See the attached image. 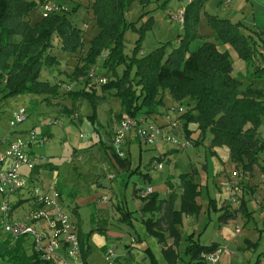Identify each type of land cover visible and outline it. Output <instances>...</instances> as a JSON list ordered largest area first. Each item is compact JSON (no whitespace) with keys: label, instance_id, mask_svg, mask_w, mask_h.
I'll use <instances>...</instances> for the list:
<instances>
[{"label":"trees","instance_id":"1","mask_svg":"<svg viewBox=\"0 0 264 264\" xmlns=\"http://www.w3.org/2000/svg\"><path fill=\"white\" fill-rule=\"evenodd\" d=\"M133 1L93 0L92 10L98 32L89 47L84 48L83 28L69 18V9L43 15L40 20L32 23L30 12L40 6L37 0H0V94L4 97L22 93L42 94L45 100L50 101L53 96L66 93L73 100L89 99L97 106L102 98L96 83H91L90 79L83 80L86 87L82 89L67 92L63 86L87 75L90 67L101 58V73L108 75V81L99 84V87L103 92L116 88L114 93L121 98L125 110V114L121 113L118 117L123 118L127 114L145 117L148 122L163 127V133L167 134L171 131L168 120L164 124L155 116L162 114L165 104L161 92L168 89L176 101L187 105V108L180 105L183 107L180 112L183 114L178 118L182 121L181 129L173 131L181 139L185 136L192 142L186 149L199 147L206 132L210 130L212 146H227L231 160L244 172H253L256 166L261 165L264 148L263 139L257 132L264 116V86H254L252 83L244 86L233 74L234 65L229 52L201 35L199 24L206 0H192L186 6L184 32L178 35V45L169 50L167 44L163 43L146 54L140 51L142 38L155 19L151 15L149 21L139 28L136 22H128L127 11ZM207 20L221 42L233 45L242 58L251 62V79L264 81V32L256 31L257 39L255 35L243 30L241 22L212 14L207 15ZM130 26L139 31L140 38L132 54H126L123 50L124 37ZM199 36L204 41L191 50V43ZM55 40L67 53L66 59L79 54L82 64L75 65L68 80L56 79L53 85L49 80H43L41 73L44 68L56 69L61 64L58 55L53 54ZM121 64L125 65L122 74L118 70ZM110 71L113 74H109ZM168 116L170 113L166 112L165 118ZM192 123L199 130L198 137L193 136L194 130L189 127ZM136 140L140 144L144 143L137 134ZM158 143L144 144L152 146ZM171 144L175 150L181 149ZM113 150L124 162L129 159L126 157L127 152L125 157H120L115 147ZM157 158L151 164L157 167L158 163L157 168H160L162 157ZM260 167L264 170L263 165ZM197 173L198 169H193L180 174V195L171 193L168 197L160 198L154 191L147 199H143L142 220L148 232L161 243L165 241L168 232L178 246L181 241L178 225L183 223L184 214L197 215L200 212ZM142 187H135L136 195ZM177 197L180 199L178 206L175 203ZM235 212L228 211L225 215L234 218ZM121 214L125 220L135 217V211L127 206L121 209ZM80 240L83 256L86 257L91 249L88 236L85 238L80 235ZM186 240L184 254L188 259L182 264H206L203 254L219 247L216 242L202 243L193 234L188 235ZM163 252L170 264H177L178 253L173 245ZM29 258L32 264H47L36 252ZM151 259L153 264H157L153 253Z\"/></svg>","mask_w":264,"mask_h":264},{"label":"rangeland","instance_id":"2","mask_svg":"<svg viewBox=\"0 0 264 264\" xmlns=\"http://www.w3.org/2000/svg\"><path fill=\"white\" fill-rule=\"evenodd\" d=\"M37 1L40 4V0ZM52 1L69 9V12L67 13L69 18L73 21L74 24L83 28L84 30V48H88L91 40L98 32V27L92 10L93 0ZM177 1L180 2V5L182 3L186 6L189 4V2L187 3L188 0H134L132 2L129 10L127 11V21L136 22L137 28L141 27V25H143L145 22H148L151 18V15H156V17L154 16L155 20L152 22L153 25L150 26V29L146 31L144 37L142 38V47L140 50L141 52H151L155 48L162 46L163 43H166L167 48L170 50L180 43L178 41V34H182L184 32L182 25L179 22L173 20L170 16L165 18L164 24H162V22L158 20L160 19V15H162L161 17L164 18L167 14V10L169 9H166V6L173 10L178 6ZM211 1L212 0H210V6H208L207 8L205 4L206 10H219L217 14L222 17L226 14L224 11L226 8L228 10L229 8L238 6L240 8L239 13L242 15V17L235 18V21L243 20L245 24V32L255 35L257 39L259 38L256 31L264 32V0H231V3L229 5L227 4L228 0H214L216 2L215 5L218 8L212 7ZM170 14L168 13V15ZM42 17L43 9L41 8V6L35 7L30 12V19L32 23H35ZM246 26L250 27V29ZM160 27L166 29L169 33H166V31L164 33L163 30H159ZM199 32L210 34L209 36L206 35V38H208V40L214 41L218 44L220 43V40L217 38L214 29L208 24L207 20L203 19V21L200 23ZM139 38L140 33L137 29H134L130 26V28L126 30L123 44V50L126 54H132V50L134 49V46ZM202 42V38L199 36V38L191 43L190 49H196ZM55 45L56 47H54L53 54L58 55V58L61 60L62 65L59 68L56 66V69L51 70L44 68L41 73V78L43 80H49L53 85L57 82V75L60 76L61 79L66 81L69 79L71 75L70 73H72L75 65L77 63L82 64V61L79 58V54H77V56L66 59L65 57L67 53L59 46L58 40H55ZM221 45L222 44H220L219 46ZM226 46L230 48L233 56L235 57H232V55L230 57L235 67L234 75L243 81L244 86H248V84L252 80L249 76V72L252 69L251 63V67H249L250 70H243V66L244 63H246V60L238 57L237 52L232 45L226 44ZM124 69L125 65L121 64L118 66L119 73L122 74ZM101 71L102 68H99V73H101ZM109 74L113 73L110 71ZM91 82L96 83L98 92L100 93V96L102 98L97 106H94L89 99L80 98L78 100H73V98L66 93H61L58 96H53L50 101L45 100V95L42 94L22 93L7 97H4L2 94H0V139H4L5 135L12 130L9 125V119L12 115V111L20 105H25L28 108V118L23 123L13 128V130H15V132L19 130H25L24 136H26V132L28 130H35L36 134L38 135V140L32 144L31 151L37 155H46L49 162L58 165L57 168L60 170V187L64 189V202L67 208H70L71 210V205L73 204L68 193H75L79 186L80 189L83 190L80 191V193H83L86 198L89 197L91 198V200L95 199L94 202L83 204L82 208L84 209L85 207V209L84 211H80L81 217L85 221L83 228L86 233L91 232V228H88L89 226L87 225H90L93 220V216L96 214V212H91L96 211L97 209L95 202H102L104 196H106L104 200L107 201L108 196L113 194L112 189L107 185V183L104 187L96 186L98 180L97 169L101 168L100 165L104 166V145H106V148H110V144L111 146L113 144V140L110 141V137L107 135L106 131L110 130L113 119L116 123V121L118 122V115H120L121 113L125 114L121 98L119 96H116L114 93L116 88L112 87L109 91L103 92L99 87V83L95 81ZM78 86L77 88H79ZM61 90H63V87H61ZM161 95L163 96L165 104L162 108V112L168 111L173 116V118H181V115L183 113H178L175 110V107L183 105L185 108H187L186 103L176 101L171 96L168 89L162 90ZM57 111L60 114L57 113ZM73 113L79 114L80 117H75V115H73L72 118L69 117V114ZM57 118H59V123H53ZM180 122L182 123V121ZM189 127L194 130L193 136L198 137L199 130L196 124L192 123ZM257 132L264 142V116L262 117L257 127ZM43 133L45 134L43 135ZM47 135L49 136L48 140H43L44 136L46 137ZM13 137H15V134L13 135ZM211 139L212 134L211 131L208 130L206 132V136L202 140V143L199 145V147L196 146L198 147V149L194 151L192 160L195 163L201 165V168L204 171L207 170V172L213 175L214 171L220 168V165L224 167H227L228 165L232 166V162L229 154V148L227 146H212ZM163 143L164 147H166V150H171L174 148V145H172L171 143ZM132 148L135 153L139 152L141 149L144 152L151 150V146L144 143L139 144L138 142H135ZM214 148H217L219 152L216 157H214V154H212V150H214ZM178 150H182L179 152L180 156L188 159V157H186L188 150H185L183 148ZM131 157L133 158L132 160L134 162V168L138 165V158L137 155H134V153H131ZM260 162L264 166V148L262 151V159ZM177 164V167L183 165L180 160ZM205 164L207 165V167L205 166ZM216 164H218L219 167ZM96 165H98V168L96 167ZM162 165L163 164L161 163L160 166L162 167ZM145 166L146 164L142 165V168H144ZM177 167L171 166L169 164L164 165V168H162L163 171L160 176L165 177L168 174L169 170L174 171L175 174V170ZM22 171L24 174L29 175L30 169L24 167ZM257 171L258 173H260L264 170L261 168L260 171V169L257 168ZM113 177L114 176H112V178ZM144 178L145 177L141 172L130 171L119 173L118 175L117 179H120L125 183L123 182L124 184L122 185L118 182L119 180H116V183L121 186L120 188L123 189L124 187V189H126V199L129 200V204L131 206H133L131 200L133 199V192L135 187H137L138 184H142V186L146 185ZM224 178L225 179H221V181L219 182L220 184L224 182H228L231 184V181L233 180L231 176L230 178L227 177L228 179H226V177ZM68 182H70L69 189L66 188V186H68ZM228 187L230 188V186ZM119 192L121 194L123 193V191L120 189ZM22 193H24V195L28 197V193H26L25 191H22ZM222 203V201L219 202V210L211 209V212L207 215H205L204 213L201 214L203 215L202 219H200V222L202 221L203 223V225L201 226V230H206L205 236L210 232H216L217 228L220 226L218 224V216L222 214L223 211L226 212L228 210L223 207ZM28 204V201H24L18 210L24 212V208H26ZM206 208L207 206L205 205V211ZM230 209H232V207ZM109 210L114 212V214L116 213V211L118 212L116 207L113 205L110 206ZM109 210V218L111 216L110 224L116 225V227L119 228L118 223L114 220L116 219V216L111 215V212ZM239 212L243 214L244 211L240 210ZM252 216L253 217L251 219H248L246 218V216L243 217L242 215H238L237 219H230V225L233 226V228L237 223H239L241 227L242 232L237 234V237L242 239L254 238V240L258 242V244H256L252 249L246 247L241 250L234 249L237 253V256L235 257H239L240 260L246 259V261L248 262L250 261L251 257L254 256V258H256L259 253L264 252V222L263 220L261 221L262 214L260 213V211L257 212L255 210V212L253 211ZM134 222L138 226H141V229L139 231H136L135 227L131 226V230H128L129 233H127V237L125 238L110 237L109 235H107L106 230L98 231L100 235L103 234L102 236L107 239L108 245L99 246V244L96 245L92 243L93 248L91 253H89L88 255V263L110 264L106 256V252L116 247V257L112 260V264H126V262L132 264H150L152 262V259L151 257H148V253L145 250L146 247L150 246V248L156 254L159 264H167L164 261L162 243L156 236L150 235L147 232L148 230L146 231L147 226L143 221H141L140 216L137 215L134 218ZM257 223H259V228L261 229L258 232L255 228ZM127 226H129L128 223L126 224V227ZM186 228H188V223L185 220L182 230V247H184L183 243H185V237H187L190 232H187ZM249 230L253 233H249ZM130 233L132 235H130ZM138 233L140 234V237H138ZM259 235L260 239H258ZM133 239H136L135 242H131ZM202 240L204 241L205 238H203ZM130 242L132 244L131 250H133L134 253H129L128 257H124L127 252L126 246L130 244ZM244 264H246V262Z\"/></svg>","mask_w":264,"mask_h":264},{"label":"crops","instance_id":"3","mask_svg":"<svg viewBox=\"0 0 264 264\" xmlns=\"http://www.w3.org/2000/svg\"><path fill=\"white\" fill-rule=\"evenodd\" d=\"M177 3H178L177 4L178 6L176 8H174L173 10L166 6V9H169V10H167V14L165 15V17L162 18L161 17L162 15H160L159 16L160 19L157 18L159 21L162 22V24H164L165 18H167L169 16L171 17L172 13H175L177 10H179L180 8H182L184 6L186 8V5H184L183 3L181 5H180L179 1H177ZM230 3H231V0H228L227 4L229 5ZM205 4H206V8L208 6H210V0H206ZM205 4H204V8L202 9V12H201L200 23L203 21V19L207 20V15H209V14L220 16L217 14V12H219V10H210L211 11L210 12V11L206 10ZM215 4H216V2L214 0H212L211 1L212 7H217ZM171 11H172V13H171ZM224 11L226 14H225V16H222V17L228 18L234 22L243 23L242 25H244V26H242V28L244 30L245 24H244L243 20L235 21V18L242 17V15L239 13L240 8L238 6H235L233 8H229L228 10L226 8ZM168 13L169 14L171 13V14L168 15ZM154 16L156 17L155 14H154ZM207 22H208V20H207ZM247 28L250 29V27H247ZM159 30H163L164 33H165V31H166V33H169V32H167L166 29H164L162 27H160ZM199 30H200V24H199ZM201 35L206 37V35L209 36L210 34L201 33ZM84 36H85V34H84ZM263 38H264V35H263ZM206 39H208V38H206ZM202 41H204V38H202ZM260 42L263 43L262 41H260ZM220 44H222L220 46V48L222 50H227L229 52L230 57H231V55H232V57H234L230 48L226 46V44H229V43H223L220 41L219 45ZM229 45H231V44H229ZM59 46H60V44H59ZM233 48L236 50L238 57L242 58L239 55V52L237 51V49L234 46H233ZM142 53L146 54L147 52L142 51ZM242 59H244V58H242ZM245 62L246 63H244V66H243L244 69L243 70L247 69V71H248L249 67H251V65H250L251 62L248 60H246ZM97 63H98V68H101L102 59L99 58ZM77 64H80V63H77ZM61 65H62V63L60 65H58V67H61ZM234 70H235V67H234ZM234 70H233V74H234ZM252 70H253V66L249 72L250 78H251ZM98 72H99V69H98ZM60 78L61 77L57 75L56 79H60ZM242 83H243V81H242ZM251 83L254 86H260V87L264 86V81L261 79H255V80L252 79L249 84H251ZM78 85L77 86L79 88H77V86H76L74 90L82 89V88L86 87L84 82H81ZM57 113H59V112L57 111ZM161 113L162 114L157 115L155 117H157L158 121H161L162 123L166 124V122L168 120V118L167 119L165 118L166 111L161 112ZM167 113H168V111H167ZM73 115H75V117H78V118L80 117L79 114H77V113L69 114V117L72 118ZM170 116L173 117L171 114H170ZM58 119L59 118L54 120L53 123H55V122L59 123ZM117 119H118V122L116 121V123L113 119L110 130L106 131L107 135L110 137V141L113 140L114 133L116 131V128H118L120 126V122L122 120V117H117ZM24 132H25V130H19L16 132V134L21 135L23 137H26L28 131L26 132V136H24L25 135ZM44 134L45 133H43V135ZM46 137L48 140L49 136L47 135ZM1 140L2 139H0V141ZM135 142H138L136 140V134L134 131H131L128 133L127 140L125 141V150L127 152L126 157L129 158L125 162L123 160L119 159L114 154L113 144H112V146L110 144V148L109 147L106 148V145H104V159H103L104 166L100 165L101 168H98V165H96V167L98 168L97 169L98 170V172H97V179L98 180H97L96 186L104 187L107 183V185L112 189L113 194L108 196L107 201L104 200L106 197V196H104L102 202H99V203L95 202L97 209H96V211H91V212H93V213L96 212V214L93 216V220L90 223V225L89 224L87 225V226H89L88 228H91V230H90L91 232H88V233H86L84 231L83 226H84L85 221L81 217L80 211H84V209H85V207H84V209L82 208L83 204H86L88 202L89 203L94 202L95 199L91 200V198H89V197L86 198L85 195H83V193H80V191H83V190H81L80 186H79L78 189L75 191V193H73V192L68 193L73 204L71 205L72 206L71 210H70V208H67V206L65 205V202H64L65 201L64 192H63L64 189H62L60 187V182H59L60 170L57 168L58 167L57 164L51 163L47 160L46 164L44 163L41 166L35 168L34 170H32V171L30 170L29 175H26L24 173L23 174L26 175L27 178H29L31 187L38 186L39 184L48 183L51 181L53 176L56 175L57 181H58V188H59V191L62 195V200H63L64 206H65L66 210L70 213L73 220L75 221V223L78 227L79 236L82 235L85 238H87V236H88L89 244L91 246L89 253H91L92 248H93L92 243H94L96 245L99 244V246L100 245L101 246L102 245H108L107 239H105L104 236H102L103 234L100 235L98 233V231H105L106 230L107 235H109L110 237L125 238V237H127V233H129L128 230L129 229L131 230V226H134L136 231H139L141 229V226H138L134 222V218L138 215V216H140L141 221H143L142 220L143 213L141 211L143 206H144L143 199L139 196V193L136 195L135 189H134L133 199L131 200L133 203V206H131L129 204V200L126 199L127 198V196H126L127 194L125 191L126 189H124V187H123V189L120 188L121 186H119L116 183V180H119L118 182L122 185L125 183L124 181H123L124 182L123 183L122 180L117 179L119 173H125V172H130V171L131 172H138V171H136V169L138 168L137 170H139V172H141L142 175L145 177L144 179H145L146 185L151 184L154 187L155 192L159 194V197L165 198V197H168L169 195H171V193H177L180 195V193L182 191V188L180 186V183H181L180 174L182 172L191 171L193 169H198L196 180L200 184V186H199L200 194L197 196V202L201 205V210L197 215L184 214L183 223L178 225V228H179V231L181 234V241H180V244L178 246L174 244V239H172L169 236V233L166 232V239L164 242H162L163 251L168 246L173 245V248L175 249L176 253H178V256H176L177 264H182L184 262V260L186 261L188 259V257L184 254V249L187 245V240H186L187 237H185V239H184L185 243H183L184 247H182V240H183V231L182 230H183L184 221L186 220L188 223V228H186L187 229L186 231L187 232L190 231L188 235L193 234L194 238L199 239L202 243H205V244H210V243L216 242L219 244V247H221L223 245H227L229 249L234 251V253L233 252H223L221 254L219 260L217 261V264H237V263L238 264H244L245 262H246V264H264V252L259 253L256 258H254V256L251 257L249 262L246 261V259L240 260L239 257L238 258L235 257V256H237V253L235 251L236 249L241 250L244 247L252 249L253 247H255L256 244H258V242H256L254 240V238L242 239V238L237 237V234L242 232L239 223H237L235 225V227L233 228V226L230 225L231 216L225 215L228 211H234L235 212V210H236V212H235L236 216L234 217V219L235 218L237 219L238 215H242L243 217L246 216V218L251 219L253 217L252 216L253 211L255 212V210H256L257 212L260 211V213L262 214L261 221L263 220V222H264V173L263 172L258 173V171H257V168H259L261 171L260 166H262L263 164L256 166L255 169L253 170V172H244L241 167L237 166V164L231 160L232 166L228 165L227 167L226 166L224 167V166L220 165V168L218 170L216 169L214 171V174L212 175L211 173L207 172V170L204 171L201 168V165L195 163L192 160V155L194 154V151H196L198 149V147H193V148H188V149L185 148V150H188V153L186 155V157H188V159H186L185 157L180 156V154H179V152L182 150H175L174 148L171 150H166V147H164V145H163L164 144L163 142H165V141L159 142L156 145H152L151 150H149V151L144 152L141 149L137 153H135L133 148H132V146H133V144H135ZM31 147H32V145H31ZM76 153H77V150H76ZM131 153H134V155H137V158H138V162H137L138 165L135 166L134 168H133L134 162L132 160L133 158L131 157ZM218 153L219 152H218L217 148L216 149L214 148V150H212V154H214V157H216L218 155ZM229 154H230V152H229ZM157 157H162V160H160L161 162L159 161L160 163L163 164L161 168H157L155 166H152V164H151L152 161L154 162L158 159ZM179 160L182 162L183 165L177 167V165H178L177 163L179 162ZM47 164H48V166H46ZM144 164H146V166L144 168H142V165H144ZM166 164L177 167L175 170V174H174V171L169 170L168 174L165 177H161L160 175L163 171L162 168H164V165H166ZM216 165L219 167L218 164H216ZM206 167H207V165H206ZM234 171H238L239 174L235 179H233L231 181L232 188H228V186H226L224 184L222 185L219 183L221 181V179H225L224 177H226V179L230 178L231 174ZM112 176H114V177L112 178ZM67 184H68V186H66V188L69 189L70 188V182H68ZM140 186H142V184L141 185L138 184L137 187H140ZM119 189L123 191L122 194L119 192ZM22 191H25L26 193H28L27 194L28 197H26L24 195V193H22ZM22 191H19L12 196V203H13V215L12 216L14 217V219H24V217L34 207V204L32 203V199H31L29 189H25ZM218 196H219V199H218ZM24 201H28L29 204L26 208H24V212H21L18 209L23 204ZM220 201L223 202L222 203L223 207L226 208V210L227 209L228 210L226 212L223 211L222 214H220L218 216V221H219L218 224L220 226L217 228V231L216 232H214V231L210 232V233L206 234V236H205L206 230L205 231L201 230V226L203 225L202 221L200 222V219H202V217H203V215H201V214L204 213L205 215H207L208 213L211 212V209L219 210L218 205H219ZM232 202H234L235 204ZM175 203H176V206L180 205V199H178V197L176 198ZM112 205L115 206L116 209L118 210V212L116 211L115 214H114V212L109 210L110 206H112ZM205 205L207 206L206 211H205ZM126 206L130 210L135 211V217H133L131 220H125L122 217L121 209H123V207H126ZM231 207H232V209H230ZM235 207H236V209H235ZM108 210L111 212V215L116 216V219H114V220H115V222L118 223L120 229L118 227H116V225L110 224L111 216L109 218ZM240 210L244 211L243 214H241V212H239ZM195 220H197V221H195ZM244 222H245V220H244ZM127 223L129 224V226L126 227ZM238 227H240V231L237 230ZM110 228H112V229H110ZM255 228H256L257 232L261 230L259 228V223L256 224ZM146 231H147V229H146ZM131 233H130V235H132ZM249 233H253V232L249 230ZM91 235H92V237H91ZM138 237H140L139 233H138ZM203 238H205L204 241L202 240ZM258 239H260V235H259ZM135 240L133 239L131 242H135ZM131 242H130V244H128L126 246L127 252L124 255V257H128L129 253H134L133 250H131V248H132ZM114 249H116V252H117V248L115 247ZM145 250L148 253V257L152 258V253H153L155 258H156V261H157L156 263L159 264L158 258L156 256V254L154 253V251L150 248V246L146 247ZM34 252H36V251L34 250V248L32 246V239L31 238L24 237V238H19V239H12L4 231L0 232V264H32L30 262L29 257L32 256V254H34ZM89 253L86 255V257L83 256L84 260L87 263H88ZM164 261L167 264H170L167 261V259L165 258V254H164ZM126 264H132V263L126 262ZM150 264H153V261Z\"/></svg>","mask_w":264,"mask_h":264},{"label":"built area","instance_id":"4","mask_svg":"<svg viewBox=\"0 0 264 264\" xmlns=\"http://www.w3.org/2000/svg\"><path fill=\"white\" fill-rule=\"evenodd\" d=\"M39 2L44 16L68 10L67 7L52 0H40ZM185 9L182 7L171 14V18L179 22L182 27L185 24ZM98 69V63L93 64L87 75L65 84L64 89L67 92L74 90L85 78L99 84L106 83L108 76L99 73ZM175 110L180 113L183 107H175ZM27 118V107L25 105L16 107L9 119L12 130L0 141V232L4 231L12 239L31 238L34 250L47 264H88L83 257L78 227L64 206L56 175L48 183L31 187L29 178L22 172L24 167L32 171L47 162L46 156L37 155L31 151V145L38 140L34 129L28 130L26 137L17 135L13 130ZM168 125L171 131L164 134L163 127L148 122L145 117L125 115L114 135L115 152L120 157H125V141L128 133L133 130L144 143H158L165 140L181 148L191 145L192 142L185 136L181 139L173 132L176 131L175 129L177 131L181 129L182 124L178 118L168 116ZM13 131L15 137H13ZM43 140L47 138L44 136ZM156 166L158 167L159 164L157 163ZM238 174V171H234L231 178L235 179ZM222 184L232 187V184L228 182ZM25 189H29L34 207L24 219H14L12 196ZM154 191V187L147 184L140 188L139 196L147 199ZM237 230L240 231V227ZM223 252L234 253L227 245H223L212 252L204 253L202 257L206 264H217ZM106 255L109 263L112 264V260L116 257V249L107 251Z\"/></svg>","mask_w":264,"mask_h":264}]
</instances>
